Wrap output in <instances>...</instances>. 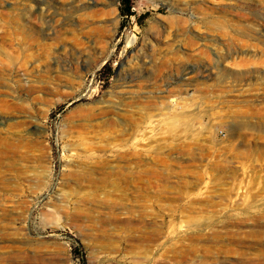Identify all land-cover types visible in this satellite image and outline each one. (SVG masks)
Segmentation results:
<instances>
[{
	"label": "rangeland",
	"instance_id": "obj_1",
	"mask_svg": "<svg viewBox=\"0 0 264 264\" xmlns=\"http://www.w3.org/2000/svg\"><path fill=\"white\" fill-rule=\"evenodd\" d=\"M263 4L0 0V264H264Z\"/></svg>",
	"mask_w": 264,
	"mask_h": 264
},
{
	"label": "trees",
	"instance_id": "obj_2",
	"mask_svg": "<svg viewBox=\"0 0 264 264\" xmlns=\"http://www.w3.org/2000/svg\"><path fill=\"white\" fill-rule=\"evenodd\" d=\"M124 2V10H123V16L126 17V19L132 17L134 15V12H132V0H123Z\"/></svg>",
	"mask_w": 264,
	"mask_h": 264
},
{
	"label": "bare ground",
	"instance_id": "obj_3",
	"mask_svg": "<svg viewBox=\"0 0 264 264\" xmlns=\"http://www.w3.org/2000/svg\"><path fill=\"white\" fill-rule=\"evenodd\" d=\"M77 1H78V0H77ZM46 2H47V1H44V2H43L42 4H40L39 7H38L39 10H40L39 13H38L40 17H43L44 10H45V8L42 7V6H46V7L49 8V6L46 4ZM263 5H264V4H263ZM75 6H76V5H75ZM85 8L87 9V7H85ZM71 11H72V10H71ZM93 15H94V12H92V13H88V14H86V18L88 17V18H89L88 20H90V18L93 17ZM39 16H38V17H39ZM81 18H83V17H81ZM91 20H92V19H91ZM93 30H94V29H93ZM131 41H132V40H131ZM131 41H130V42H131ZM130 44H131V43H130ZM98 65H99V63H97L95 66H98Z\"/></svg>",
	"mask_w": 264,
	"mask_h": 264
}]
</instances>
